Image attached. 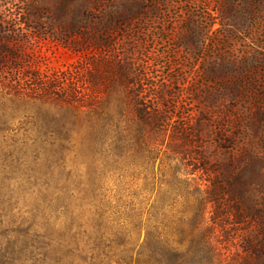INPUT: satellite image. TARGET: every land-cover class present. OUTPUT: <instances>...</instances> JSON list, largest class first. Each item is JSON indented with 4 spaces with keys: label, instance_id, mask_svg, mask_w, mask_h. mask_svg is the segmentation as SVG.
Returning a JSON list of instances; mask_svg holds the SVG:
<instances>
[{
    "label": "rangeland",
    "instance_id": "obj_1",
    "mask_svg": "<svg viewBox=\"0 0 264 264\" xmlns=\"http://www.w3.org/2000/svg\"><path fill=\"white\" fill-rule=\"evenodd\" d=\"M90 63L163 86V109L209 120L210 139L226 127L206 154L227 192L242 176L252 208L224 199L246 218L215 233L211 264H264V0H0V264L69 263L84 204L58 190L86 181L83 161L50 145Z\"/></svg>",
    "mask_w": 264,
    "mask_h": 264
},
{
    "label": "trees",
    "instance_id": "obj_2",
    "mask_svg": "<svg viewBox=\"0 0 264 264\" xmlns=\"http://www.w3.org/2000/svg\"><path fill=\"white\" fill-rule=\"evenodd\" d=\"M89 67L85 89H70V120L59 126L64 134L50 145L62 165L64 152L83 161L79 177L86 180L58 190L83 202L85 212L64 258L68 264H198L201 256L211 264L218 256L215 233L229 219L246 218L240 208L222 207L234 194L214 176L206 154L213 140L218 148L230 143L226 127L210 139L209 120L189 122L177 106L163 109V86L143 88L126 68ZM236 182L234 196L250 211L247 184L240 175Z\"/></svg>",
    "mask_w": 264,
    "mask_h": 264
}]
</instances>
